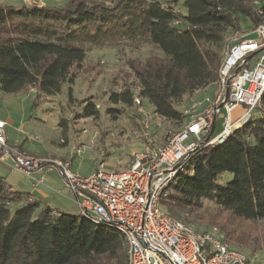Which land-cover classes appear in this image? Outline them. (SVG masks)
Wrapping results in <instances>:
<instances>
[{"label": "trees", "instance_id": "1", "mask_svg": "<svg viewBox=\"0 0 264 264\" xmlns=\"http://www.w3.org/2000/svg\"><path fill=\"white\" fill-rule=\"evenodd\" d=\"M53 1L43 7L0 3V94L33 90L36 100L55 96L77 73L87 72L89 49L138 43L162 55L128 64L137 98L177 129L187 119L182 108L196 101L192 96L214 89L226 48L243 34L242 19L250 33L264 23V0ZM133 98L126 85L110 91L105 113L124 115L135 105ZM90 99L76 118L99 115ZM253 111L258 116L221 144L195 152L164 190L159 200L164 214L188 227L214 225L221 215L264 222V93ZM223 237L249 258L264 252V242L248 244L226 232ZM126 256L118 231L53 209L33 194L13 190L0 175V264H126Z\"/></svg>", "mask_w": 264, "mask_h": 264}, {"label": "built area", "instance_id": "2", "mask_svg": "<svg viewBox=\"0 0 264 264\" xmlns=\"http://www.w3.org/2000/svg\"><path fill=\"white\" fill-rule=\"evenodd\" d=\"M19 1L44 6L41 0ZM250 34L231 39L211 98L196 100L185 109L187 119L182 127L161 146L147 145L126 162L118 161L116 167L122 169L106 171L100 162L92 175L81 177L70 171L68 162L36 158L8 146L2 120L0 162L10 160L11 168L29 179L55 167L73 195L79 215L124 237L126 264H252L254 259L228 247L216 228L195 232L159 207L164 190L174 184L195 152L221 144L259 104L264 93V23ZM133 102L140 104L137 97ZM240 105L246 108L245 113L232 122L230 114ZM221 112L222 130L212 137ZM71 154L80 155L81 150L73 149ZM36 184H42V179Z\"/></svg>", "mask_w": 264, "mask_h": 264}, {"label": "rangeland", "instance_id": "3", "mask_svg": "<svg viewBox=\"0 0 264 264\" xmlns=\"http://www.w3.org/2000/svg\"><path fill=\"white\" fill-rule=\"evenodd\" d=\"M41 1L44 4L47 2ZM63 1L54 0L53 3L62 5ZM2 2L14 3L18 0ZM241 32L245 35L250 33L249 24L244 19L241 23ZM250 37L255 38L253 35ZM161 55L159 50L138 43L93 48L87 52V61L91 65L96 63L98 65H90L86 73H77L73 83L63 84L60 93L55 96H42L36 100L37 93L33 90L19 94H0V119L5 122L7 145L17 147L36 158L58 161L64 159L70 164V171L81 177L92 175L100 162L104 163L106 171L122 169L116 167L118 161L126 162L147 145L161 146L169 135L180 129L154 116L151 106L145 100H140L139 105H133L121 116L105 113L110 91L118 92L126 85L132 89L134 97L138 96L137 83L128 64L135 61L143 62L150 56ZM213 92V88H207L194 94L190 101L211 98ZM89 98L96 105L99 115L76 118L85 106L83 101ZM185 109L187 108H182L183 111ZM245 110L246 108L241 105L234 109L230 114L231 121L242 116ZM250 116H258V112L253 111ZM222 118L223 112L217 117L212 137L221 132ZM73 149H80L81 154L72 155ZM50 168L51 173L44 172L47 187L45 192L48 198L33 193L32 181L13 170L10 160L0 162V175L13 190L33 194L64 214L78 215L79 208L73 195L56 168L53 166ZM37 173L39 172L33 174V178ZM224 178L227 181L231 180V175L225 174ZM208 207L213 211L211 206ZM212 211L208 212L213 213ZM214 221L216 222L214 225H207V221H202L190 228L198 233L216 228L222 239L223 233L226 232L248 244L254 240L264 242V222H239L226 215H221ZM225 243L228 247L248 256L247 252ZM253 259L252 264H264V252L256 253Z\"/></svg>", "mask_w": 264, "mask_h": 264}, {"label": "crops", "instance_id": "4", "mask_svg": "<svg viewBox=\"0 0 264 264\" xmlns=\"http://www.w3.org/2000/svg\"><path fill=\"white\" fill-rule=\"evenodd\" d=\"M0 120H2V119H0ZM44 159H46V158H44ZM47 160H51V159H47ZM54 160H57L58 161V159H54ZM62 160L64 161V159H62ZM69 168H70V164H69ZM44 172L51 173L52 172V169L50 168L49 170H46V171H40L39 173H37V174L34 175V178L32 177V179H30V180L32 181V187L34 188V190L32 192L35 193V194H37L38 196H41L42 198H48L47 197L48 194L45 192V189L47 187H45V176H44ZM74 174H76V173H74ZM40 179H42V184H36V181H39Z\"/></svg>", "mask_w": 264, "mask_h": 264}, {"label": "water", "instance_id": "5", "mask_svg": "<svg viewBox=\"0 0 264 264\" xmlns=\"http://www.w3.org/2000/svg\"><path fill=\"white\" fill-rule=\"evenodd\" d=\"M219 110H220V107H219Z\"/></svg>", "mask_w": 264, "mask_h": 264}]
</instances>
